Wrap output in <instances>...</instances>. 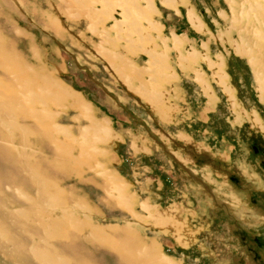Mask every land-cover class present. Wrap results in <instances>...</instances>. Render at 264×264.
<instances>
[{
	"label": "rangeland",
	"instance_id": "obj_1",
	"mask_svg": "<svg viewBox=\"0 0 264 264\" xmlns=\"http://www.w3.org/2000/svg\"><path fill=\"white\" fill-rule=\"evenodd\" d=\"M0 37V47L26 66L18 75L0 72L1 82L49 76L79 94L96 120L52 88L11 83L17 95L33 88L43 125L58 131L35 144L34 128H21L31 119L17 118L1 129L11 130L6 146L17 165L27 151L30 164L49 171L46 190L58 201L37 208L58 216L63 206L77 220L65 240L54 236L40 246L65 254L67 264H122L109 243L131 246L136 238L173 264H264V128L248 122L255 111L264 126L255 87L256 76L264 86V0H0ZM236 45L249 50L254 69ZM217 61L235 109L213 81ZM49 139L67 147L68 162L52 165L62 164L70 178L59 180L48 165ZM1 163L0 264H40L17 249L37 219L14 211L25 196L2 180L18 174ZM110 171L126 195L107 181ZM147 206L171 210L155 224ZM83 222L103 228L106 242L87 241Z\"/></svg>",
	"mask_w": 264,
	"mask_h": 264
},
{
	"label": "bare ground",
	"instance_id": "obj_2",
	"mask_svg": "<svg viewBox=\"0 0 264 264\" xmlns=\"http://www.w3.org/2000/svg\"><path fill=\"white\" fill-rule=\"evenodd\" d=\"M161 2H167V0H161ZM186 16H187V20H188L189 24L193 27V29H196L197 31L202 30L201 24L197 21V18L195 17L194 13L190 11V9H187ZM1 41L3 42L4 38L0 37V42ZM11 50H13V49H11ZM28 51H30V50H28ZM13 52H14V50H13ZM13 52L9 53L4 48L0 47V72H2L3 74H6V75L8 74V76L13 75V74L18 75L17 72L20 73L21 71H25V69H26V66L23 63V61L21 60V58L19 56H17L16 53H13ZM235 52L246 56L251 67L254 69V66L257 63L254 64V61H253L251 54H250L248 49H246L240 45H236L235 46ZM27 67H28V65H27ZM210 67H211V71H212L213 81L222 89V91L227 96L226 98L229 99L232 107L235 109V107L237 106L236 105L237 103L235 102L233 89L228 84V82L226 81V74L223 72L222 63L217 61V63L216 62L212 63L210 65ZM34 68H36V67H34ZM42 71H43V69L40 70V72H42ZM36 72H38V71H36ZM27 75H29V74H27ZM16 77H17L16 81L15 80L14 81H7L6 83H4L3 81L2 82L0 81V162H2L1 164H3L2 165L3 169L4 168H12V169L16 170V173L18 174L17 180H15V179L13 180V179L8 178L6 176H3L2 180H4L5 182L8 181L9 184L16 183L18 185L16 189L18 191L20 189L24 193V196H25L24 197L25 198L24 203L20 207L19 206L15 207L14 211L17 212L18 215L23 214L26 219H27V217H30V219H34L33 217H36V219H37V223L32 224L33 225V228H32L33 234L26 235V240H23L24 241L23 243L18 244L17 249H19L21 251L28 249L35 256L34 258L37 259V260L35 259L37 261V263L39 261L40 264H67V263H69V260L67 259L68 257H66L65 254L60 253L58 250H55L52 246H49V245H48L49 250L46 247L44 249L43 245L40 246L39 242L47 241V238L52 239L54 236L60 237L61 239L65 240L67 238L66 237L67 234H64L63 232L67 228L76 227L77 226L76 225L77 220L73 216V213L70 212L71 210L69 211L68 209L64 208L62 205H61L62 207L60 206L61 208H59L60 214L58 216H55L56 214L55 215L52 214L53 210H49L45 207H43V208L38 207L37 208V206L40 203L44 204V202H45V204H49V205L53 206L58 201V199L54 198L55 194L53 195V193L48 192L46 190L47 189L46 182H47V180L50 179V177L48 175L49 171L47 172V170H45L42 173V172L38 171V169H36L32 164H30L29 163V152H27V151H25L24 157L22 158L21 163L19 165H17V159L14 156H12V154L9 150V147H7L9 145L6 146V144L8 143L7 137L12 136L10 134L11 130L8 131L9 133H4L3 130L1 131V129L7 125H13L14 120L17 118H21V119L30 118L31 119V125H29L30 123L28 125L22 124L24 126H21V128L23 127L24 131H27V132H28L29 126L34 128L35 133L37 135L36 139L34 140L35 144L37 142L41 143V141L43 139L45 140L46 138H51V133L58 131V130H55V127H53L51 125L50 126L49 125L48 126L43 125L42 116H41L40 112L34 108V103L36 102V99L34 100V98L31 97L32 89H33L32 88L33 85L31 83H35L34 87L36 86L38 90L41 88L43 90H45L44 88H46V89L52 88L53 89L52 91L56 92L58 95L71 99L73 101L72 104L80 105L82 107V109L86 112V115H88V118L91 121H96V120L92 118L93 116L91 117L90 114L92 112L89 111V109H91V108H88L84 104V102L82 101L83 99H81V96L80 97L78 96L79 94L76 95L75 93H72L68 88H65L64 86L60 85L57 81L49 78V76L48 77L46 75L41 76L40 82H37V81L31 82V80H29L25 77H23V78H21V77L19 78V76H16ZM16 77H14V78H16ZM37 77H38V75H37ZM42 78H43V80H42ZM17 81H19V82H17ZM28 81H30V82H28ZM13 82L19 83V85L21 87H23L26 84H29L32 87H30L29 90H27L25 88V90H23L22 93L20 92V95H17L16 91H15L16 93H14V91H12V88H14V87L12 86L11 83H13ZM21 87H18V88L16 87V89L19 90ZM255 87H256L259 99L261 101H264V86L261 82V79L258 76H256V78H255ZM42 89L40 90L41 92H42ZM206 93L207 92L205 91V94ZM8 95H9V97H8ZM40 110L42 111V109H40ZM91 111H92V109H91ZM234 112H235V110H234ZM242 113H245V112L243 111ZM238 114H240V113H238ZM248 122H249L251 127L256 128L258 130H263V128H264V126L260 122V120L257 116V113L255 111H252L250 113ZM96 123L98 124V122H96ZM59 129H61V128L59 127ZM98 131H99V129H98ZM21 133H22V131H21ZM52 136H54V135H52ZM24 139H25V137H24ZM19 140H18V142H19ZM49 143L53 144L52 148L48 147L50 154L47 157V162H48V165L50 164V166H51V167L50 166L49 167L51 169H54L56 172L59 173V175H58L59 180L70 178L72 174L67 173L66 171H63L64 167H61L63 165L61 164V166H60V164H59V163H63L66 161L68 162V158H69V155L67 153L68 151L67 152L65 151L66 150L65 148H67V147L66 146L64 147L62 142H56L55 139H49ZM10 146H11V144H10ZM27 146H31V145L30 144H28L26 146L24 145L23 148L24 149L28 148ZM13 148H15V147H13ZM12 150H14V149H12ZM53 161H58L59 163L57 165L53 166L54 165V164L52 165ZM69 163L71 164V162H69ZM50 168L48 170H50ZM105 177L112 187L117 189V191L122 192L121 195H123V194L126 195L124 192L125 189L123 188V186L121 184L118 183L117 178L113 174H111V171H110V174L107 173V175ZM32 189L35 192L34 196H30V191ZM58 193H60V192H58ZM39 196L41 197V199L37 200V199H39ZM125 198H128V197L126 196ZM42 199H44V201ZM78 199L81 200L80 202L84 203V201L81 198H78ZM12 204H14V202H12ZM61 204H62V201H61ZM49 205H47V206H49ZM146 209L148 211V214L152 218V221L155 224L156 223L158 224V223H160V220L164 218L165 214L171 210V207L168 206L162 210H155V209H152V208L147 206ZM2 219H5V218H2ZM21 224L23 226V229L31 230V229H29L31 226L30 223L24 222ZM84 224H85V227H84ZM81 225L84 228H86V225H87V235L85 236L87 241L92 240V241H96L98 243H100V242L104 243L103 241H105V239L107 237V235H106L107 233L105 232V230L103 228H101L97 225H94V224L88 225L86 222L85 223L83 222ZM80 229L78 232H80ZM22 231H24V230H22ZM111 231H112V229H111ZM24 232H27V231H24ZM125 232H127L128 237L129 236H131V238L135 237V236H133V233H131L130 231L125 230ZM33 236H35L36 238L38 237L39 241L36 242L35 240H37V239L35 238V240H34ZM21 237L24 238L23 236H21ZM136 239L134 241L135 243L133 245L131 244V246H129V244H130L129 241H128V245L122 241H119L118 243H115L112 241L111 243H109V244H112L111 246L116 247L118 259L122 264H173L171 261L165 259L164 257H161L156 252V250L154 248L150 249V247H148V245L145 246L142 242L137 241ZM131 243H133V242H131ZM13 244H15V243H13ZM70 245L71 244H69V243H65L62 245V247L66 251H68L67 246L69 247ZM135 246H136V249L133 248ZM114 247H112V248H114ZM137 247H140V248H137ZM70 248H71V246H70ZM113 250H115V249H113ZM1 255L5 256L4 254H1ZM17 258H18V256H17ZM21 258H22V256H21ZM23 259H25V258H23ZM18 260H20V259H18ZM26 262H29V261L26 259L25 264H26ZM76 264H85V263H83V262L81 263L79 261Z\"/></svg>",
	"mask_w": 264,
	"mask_h": 264
}]
</instances>
